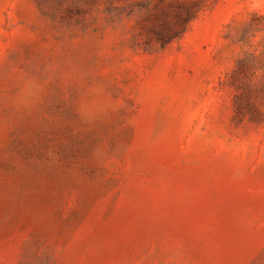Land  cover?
Masks as SVG:
<instances>
[{"label": "rangeland", "instance_id": "1", "mask_svg": "<svg viewBox=\"0 0 264 264\" xmlns=\"http://www.w3.org/2000/svg\"><path fill=\"white\" fill-rule=\"evenodd\" d=\"M0 264H264V0H0Z\"/></svg>", "mask_w": 264, "mask_h": 264}, {"label": "trees", "instance_id": "2", "mask_svg": "<svg viewBox=\"0 0 264 264\" xmlns=\"http://www.w3.org/2000/svg\"><path fill=\"white\" fill-rule=\"evenodd\" d=\"M176 36H178V34H177ZM171 39H172V38H171ZM171 39H167V40H165L164 42H169Z\"/></svg>", "mask_w": 264, "mask_h": 264}]
</instances>
